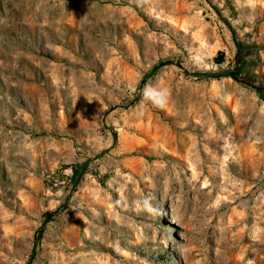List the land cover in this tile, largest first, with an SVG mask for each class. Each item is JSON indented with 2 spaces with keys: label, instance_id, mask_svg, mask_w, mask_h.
I'll return each mask as SVG.
<instances>
[{
  "label": "rangeland",
  "instance_id": "rangeland-1",
  "mask_svg": "<svg viewBox=\"0 0 264 264\" xmlns=\"http://www.w3.org/2000/svg\"><path fill=\"white\" fill-rule=\"evenodd\" d=\"M231 31L264 85V0H0V264H264V92L227 76Z\"/></svg>",
  "mask_w": 264,
  "mask_h": 264
},
{
  "label": "trees",
  "instance_id": "trees-1",
  "mask_svg": "<svg viewBox=\"0 0 264 264\" xmlns=\"http://www.w3.org/2000/svg\"><path fill=\"white\" fill-rule=\"evenodd\" d=\"M219 17H221V16L219 15ZM220 19L230 29V26L227 24V21L225 19H223L222 17ZM231 36H232V41H233V43H234V45H235V47L237 49V55H236L237 57H236V65H235L234 70L232 72H229L227 74V76H229L232 80H234L235 82H237V83H239L241 85H244L246 87H249V88L254 89L256 91H259V92L260 91L264 92V85H254V84H251L249 82H245L244 80H242L240 75H241V71L243 70V67H244V64H243V60H244L243 48H242V44L238 41L237 36H236V34L233 31H231ZM220 57H222V55ZM195 75H197L199 77L207 78V79L208 78L218 79V78L223 76V74H216V73H211V72H202V73H197ZM79 174H80V171H78L75 168V170L73 172V183H74L75 186H76L77 178H78ZM41 231H42V229H41Z\"/></svg>",
  "mask_w": 264,
  "mask_h": 264
},
{
  "label": "built area",
  "instance_id": "built-area-1",
  "mask_svg": "<svg viewBox=\"0 0 264 264\" xmlns=\"http://www.w3.org/2000/svg\"><path fill=\"white\" fill-rule=\"evenodd\" d=\"M73 172L72 167L59 168L55 172L42 171L41 179L48 189L73 191L76 187L73 183Z\"/></svg>",
  "mask_w": 264,
  "mask_h": 264
},
{
  "label": "clouds",
  "instance_id": "clouds-1",
  "mask_svg": "<svg viewBox=\"0 0 264 264\" xmlns=\"http://www.w3.org/2000/svg\"><path fill=\"white\" fill-rule=\"evenodd\" d=\"M144 98L150 101L157 108H165L168 103L169 94L164 87H146L144 89Z\"/></svg>",
  "mask_w": 264,
  "mask_h": 264
},
{
  "label": "water",
  "instance_id": "water-1",
  "mask_svg": "<svg viewBox=\"0 0 264 264\" xmlns=\"http://www.w3.org/2000/svg\"><path fill=\"white\" fill-rule=\"evenodd\" d=\"M165 63H168V61L165 62ZM175 65H176L178 68L183 69V67H182L180 64L176 63Z\"/></svg>",
  "mask_w": 264,
  "mask_h": 264
}]
</instances>
